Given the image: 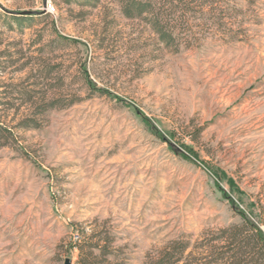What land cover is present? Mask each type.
I'll list each match as a JSON object with an SVG mask.
<instances>
[{"label":"rangeland","instance_id":"1","mask_svg":"<svg viewBox=\"0 0 264 264\" xmlns=\"http://www.w3.org/2000/svg\"><path fill=\"white\" fill-rule=\"evenodd\" d=\"M171 2L166 44L117 0H0V264H75L89 235L205 264L241 213L264 231V0Z\"/></svg>","mask_w":264,"mask_h":264},{"label":"trees","instance_id":"2","mask_svg":"<svg viewBox=\"0 0 264 264\" xmlns=\"http://www.w3.org/2000/svg\"><path fill=\"white\" fill-rule=\"evenodd\" d=\"M121 5L122 13L129 18H146L151 29L158 35L159 39L166 44H170L175 39L174 12L176 7L171 0H117ZM172 3V4H171ZM212 2L211 4H213ZM182 8V7H181ZM98 90V89H97ZM102 92V90H98ZM0 133L9 134L10 131L0 125ZM4 143L0 142V147ZM242 222L251 229V233L242 236L239 229L225 233L217 237L223 242L225 249L219 250L213 243H204L207 253L205 264H250L258 257L264 256V231L245 214L241 213ZM92 236L83 237L79 240L77 247L79 250L75 264H120L109 255L108 245H98ZM189 241L182 239H172L167 242L157 253L149 255L143 264H191L187 253ZM221 249V248H220ZM200 258L194 261L196 264ZM193 261V260H192Z\"/></svg>","mask_w":264,"mask_h":264},{"label":"water","instance_id":"3","mask_svg":"<svg viewBox=\"0 0 264 264\" xmlns=\"http://www.w3.org/2000/svg\"><path fill=\"white\" fill-rule=\"evenodd\" d=\"M65 264H71V260L70 259H66L65 260Z\"/></svg>","mask_w":264,"mask_h":264},{"label":"built area","instance_id":"4","mask_svg":"<svg viewBox=\"0 0 264 264\" xmlns=\"http://www.w3.org/2000/svg\"><path fill=\"white\" fill-rule=\"evenodd\" d=\"M75 239H76V236H75Z\"/></svg>","mask_w":264,"mask_h":264}]
</instances>
